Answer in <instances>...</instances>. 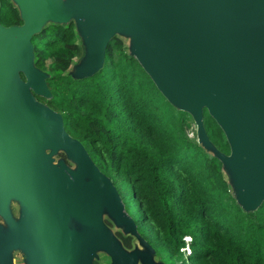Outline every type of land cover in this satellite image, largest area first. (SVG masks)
Wrapping results in <instances>:
<instances>
[{"label":"water","instance_id":"1","mask_svg":"<svg viewBox=\"0 0 264 264\" xmlns=\"http://www.w3.org/2000/svg\"><path fill=\"white\" fill-rule=\"evenodd\" d=\"M10 1L22 24L0 23V155L6 151L7 166L15 160L21 188L30 190L20 195L27 206L20 226L3 213L9 223L3 244L32 242L66 264H92L97 250L110 259L102 264H164L112 180L65 130L61 113L36 98L52 94L31 39L50 23H74L82 47L68 69L74 79L103 67L114 36L129 37V56L172 106L191 116L197 142L221 162L236 203L246 212L262 204L264 0ZM204 110L223 132L228 154L209 139ZM117 231L133 238L131 248Z\"/></svg>","mask_w":264,"mask_h":264},{"label":"trees","instance_id":"2","mask_svg":"<svg viewBox=\"0 0 264 264\" xmlns=\"http://www.w3.org/2000/svg\"><path fill=\"white\" fill-rule=\"evenodd\" d=\"M0 1V15L19 14L10 0ZM33 39L35 65L50 74L52 94L37 98L61 113L65 130L86 147L122 200L136 201L152 234L138 230L157 252L160 245L180 257L190 236L189 264H264V201L251 212L236 203L219 159L187 137L191 116L163 97L120 37L109 41L103 67L83 79L68 73L82 54L72 21L50 23ZM203 123L213 144L228 154L224 134L206 110ZM116 234L132 247L131 236Z\"/></svg>","mask_w":264,"mask_h":264},{"label":"flooded vegetation","instance_id":"3","mask_svg":"<svg viewBox=\"0 0 264 264\" xmlns=\"http://www.w3.org/2000/svg\"><path fill=\"white\" fill-rule=\"evenodd\" d=\"M19 19H20V15L16 13H12L7 16L0 15V23L5 27L22 24L21 19L20 20ZM33 38L34 36L32 37L31 42L34 47ZM34 59H35V51H34ZM20 75L23 79L24 78L23 75L22 74ZM5 154L6 151L4 152L1 151L2 156L0 155V158L2 159L0 160V180L5 181V183H0V264H66V262L63 261L62 258L59 259L58 257H54L49 254L47 255L46 253L40 252L39 250L35 249V246L34 244H32V242H30V245H28V243L24 240L16 243L15 246L13 245L11 248L10 246L6 245V242L3 244L2 238L5 235V228L9 227V223L4 217L3 213L5 211H8L11 217L13 218V220L15 221L14 226L15 227L20 226L22 211L24 207L25 208L27 207L24 199H22L20 195L24 193L28 196L30 190V189L22 190L20 172L18 171L16 162L14 160L12 165L7 166L5 162H6V158H9V156H7L4 159L3 157ZM62 156H63L62 154H59L58 157H62ZM16 222H18L17 223L18 226ZM136 225L137 228L140 227L137 223ZM71 227H75V226L71 225ZM146 241L155 249V252L158 253L159 255V252L156 251L154 245L148 240ZM159 259L163 261V258L160 256ZM109 261L110 259L105 254L101 253L100 250H97L96 257H94L92 264H102Z\"/></svg>","mask_w":264,"mask_h":264},{"label":"rangeland","instance_id":"4","mask_svg":"<svg viewBox=\"0 0 264 264\" xmlns=\"http://www.w3.org/2000/svg\"><path fill=\"white\" fill-rule=\"evenodd\" d=\"M120 38H121L124 46L125 47L126 46L129 47L130 38L129 37L128 38L125 37V35L120 36ZM75 60H76V58L73 59L71 65L74 64ZM69 68H71V67H69ZM189 123H190V125L186 129V135H187L188 138L194 139V140L197 141L195 124H194L192 119L189 121ZM230 192H231V189H230ZM231 194H232V192H231ZM232 196H233V194H232ZM123 202H124V204L126 206L127 212L132 216V218L135 219L136 223L140 226V228L143 231V233L146 236L150 237L151 234H152V231L147 226V224L141 220V213L139 214V212H138L139 208L137 206L136 201L135 200H130L128 198V196H125V198L123 199ZM158 252H159V255H158V253H156L157 254V259L160 260L159 256L162 257L163 258L162 262L164 264H189V261H187V257H188L189 254H187L185 252H182V250H181L182 256H180V257H170V256H168L167 252L159 245L158 246Z\"/></svg>","mask_w":264,"mask_h":264},{"label":"clouds","instance_id":"5","mask_svg":"<svg viewBox=\"0 0 264 264\" xmlns=\"http://www.w3.org/2000/svg\"><path fill=\"white\" fill-rule=\"evenodd\" d=\"M127 211V210H126ZM134 219V218H133ZM136 222V221H135ZM140 233V232H139ZM143 237V236H142ZM144 238V237H143ZM145 239V238H144ZM146 240V239H145ZM190 240H191V237L190 236H186V237H184V241H185V245H184V247H182L181 248V250H182V252H185V247H188L189 249H190V252L189 253H187V254H191V248H190V246H189V243H190ZM186 253V252H185Z\"/></svg>","mask_w":264,"mask_h":264},{"label":"built area","instance_id":"6","mask_svg":"<svg viewBox=\"0 0 264 264\" xmlns=\"http://www.w3.org/2000/svg\"><path fill=\"white\" fill-rule=\"evenodd\" d=\"M184 249H185V252L186 253H189L190 252V249L188 247H185Z\"/></svg>","mask_w":264,"mask_h":264}]
</instances>
